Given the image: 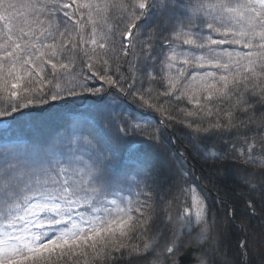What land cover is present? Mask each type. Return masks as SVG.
<instances>
[{
    "label": "snow or ice",
    "instance_id": "1",
    "mask_svg": "<svg viewBox=\"0 0 264 264\" xmlns=\"http://www.w3.org/2000/svg\"><path fill=\"white\" fill-rule=\"evenodd\" d=\"M0 129V264H264V0H0Z\"/></svg>",
    "mask_w": 264,
    "mask_h": 264
},
{
    "label": "trees",
    "instance_id": "2",
    "mask_svg": "<svg viewBox=\"0 0 264 264\" xmlns=\"http://www.w3.org/2000/svg\"><path fill=\"white\" fill-rule=\"evenodd\" d=\"M176 127H177V129H179L180 126L177 125ZM0 135H3V129H0ZM191 167L193 169L195 176L208 178V177H212L214 175L213 169L206 167V166H202L199 161H196V160L191 161ZM205 186H206V193H207L209 199L211 200L216 195V192L214 190L213 191L207 190V189L211 188V185L207 184L206 179H205ZM225 193H227V195L230 198L238 199L243 195V190L237 188L235 185H233L229 182H223L220 185V194L224 195ZM234 244H235V242H233V246H234Z\"/></svg>",
    "mask_w": 264,
    "mask_h": 264
}]
</instances>
